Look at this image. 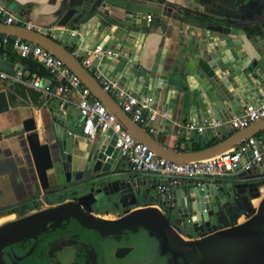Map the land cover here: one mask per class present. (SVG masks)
<instances>
[{"label": "water", "instance_id": "obj_1", "mask_svg": "<svg viewBox=\"0 0 264 264\" xmlns=\"http://www.w3.org/2000/svg\"><path fill=\"white\" fill-rule=\"evenodd\" d=\"M96 10H101L99 1L80 17L76 30L63 31V40L38 29L1 21L0 32L41 45L60 58L126 129L169 159L183 162L208 158L232 149L264 130L262 119L214 144L191 151L176 150L155 140L131 120L93 74L106 61L105 54L87 52L99 20L98 15L94 14ZM100 24L108 26L105 20H101ZM123 26L125 28L121 35L126 36L128 26L139 25L123 22ZM205 29L231 32L230 28L211 24H207ZM205 29H196L197 35L192 36L191 44L186 49L193 50L200 58L206 56L211 69L222 61L223 67L238 75L244 90L248 92L254 84L252 66L255 61L246 63L225 40L216 44L221 50L214 54L209 45L213 39ZM116 30L120 31V26H116ZM98 45L103 49L108 46L107 42L102 41ZM79 51L89 55L91 66L82 64L76 56ZM162 54L161 46L152 63L137 66L145 72V79L149 80L151 75L157 87L168 88L172 85L166 83L168 75L162 72ZM119 61L112 63L110 71ZM33 68L37 71L42 65L36 62ZM116 73L119 75L118 70ZM196 73L204 76L201 68ZM223 77L219 78L225 83ZM257 80L264 86V79ZM40 82L45 84L44 79ZM217 95L222 96L220 93ZM224 100L222 98L220 102ZM63 103L61 99L50 102L54 119L53 137L47 134V142H40L32 118L25 119L11 135L17 134L19 140L26 143L41 188L45 190L51 186L49 174L54 175L56 184L63 176L66 182H75L71 186L76 195L75 201H64L0 224V264H264V158L253 169L237 173L233 181L197 182L187 179L173 185L166 184L167 188L158 193L157 188L154 189L159 181L134 176L128 171L129 165L118 170L122 158L113 147L114 140L108 134H102L88 150L83 168L72 170L75 138L69 133L77 107ZM8 109L6 95L0 91V113ZM214 109L218 117L225 120L224 113L229 108L222 103L221 107L214 104ZM78 159L75 155L73 160L77 162ZM100 183L116 185L114 194L123 207L137 204L138 195L149 193L152 200L157 201L158 207L142 206L111 220L97 217L93 206L106 202L108 196L101 186H96ZM183 237L186 240H182ZM14 245H20L22 249L29 245L31 247L20 256H13L8 251L7 262L3 257L4 250L12 249Z\"/></svg>", "mask_w": 264, "mask_h": 264}, {"label": "crops", "instance_id": "obj_2", "mask_svg": "<svg viewBox=\"0 0 264 264\" xmlns=\"http://www.w3.org/2000/svg\"><path fill=\"white\" fill-rule=\"evenodd\" d=\"M97 1L100 2L101 10L94 12L99 20L95 24V35L93 34L87 52H93L95 46L102 41L107 42V48L117 51L118 55H106L102 68L94 70L93 74L102 75L98 79L99 83L107 78L139 97L150 98L157 110L153 122L156 131L150 133L155 140L181 151L194 150V146L211 140L219 141L233 132H226L225 128H215L200 133L194 128L189 129L187 124H200L205 119L221 120L215 113L214 104L221 107L223 103L229 108L223 117L228 119L232 114L239 113L247 102L256 98L264 99V86L257 80L264 79V0H0V6L35 25L48 28L49 31L46 32L52 37L63 40V31L76 30L80 17ZM101 20L108 22V26H102ZM123 22L139 26H128L129 32L124 36L121 35L125 28ZM207 24L230 28L231 32L228 34L225 31H209L205 29ZM116 26H120V31L116 30ZM198 28L205 29L207 35L213 39L209 45L212 46L214 54L221 50L216 44L225 40L246 63L255 61L252 66L254 84L248 92L244 90L238 75H233L223 67L222 61L211 69L206 56L200 58L193 50L186 49V46L191 44L192 36L197 35L195 31ZM119 37L121 41L124 39L122 44L121 41L118 42ZM233 42L239 44L235 45ZM161 46L162 72L168 75L166 83L172 85L168 88L157 87L151 75L149 80L145 79V72L137 66L152 63ZM70 50L74 51L73 48ZM79 52L76 56L81 62L88 59L89 55H85V51ZM118 59V65L110 71L113 68L112 63H116ZM36 62L38 61L33 58L18 55L8 46L0 48V72L8 75L21 72L24 80L44 79V83L50 86L52 92L47 98L42 95L43 102L36 105L32 94L40 91L39 89L33 88L25 81L18 82L10 77H0V91L5 93L9 104V109L0 113V224L13 220L7 218L9 212H12L16 219L41 210L46 204H53L46 201L48 189H56L53 196L51 195L52 200L56 201L54 203L75 201L76 195L71 187L75 182H66L63 176L60 177L59 184H56L54 175L49 174L51 186L45 190L41 188L26 143L21 142L17 134L11 135L25 119L32 118L40 142H47V134L53 137L54 119L49 107L50 102L61 99L64 103L68 102L76 107L79 99V93L75 89H59L62 78L52 75L43 66L36 71L33 68L36 67ZM199 68L204 72L203 77L196 73ZM221 76H224L225 83L220 81ZM222 98L225 99L224 102H220ZM78 115L77 110L70 123L69 134H77L74 137L72 170L83 168L88 150L102 135L98 133L92 139L82 135L83 119ZM262 132L263 130L255 135ZM75 155L79 158L77 162L73 160ZM125 166H128V163L122 158L118 170ZM128 171L130 172L129 166ZM132 174L142 179L158 181L153 174ZM235 177L236 174L230 173L213 182L233 181ZM182 180L187 179L170 182L169 185ZM96 186H101L108 195L105 206L97 203L93 206L97 217L116 219L118 214L125 213L127 209L158 207L157 201L152 200L151 193L138 195L137 204L123 207L114 194L116 185L100 183ZM182 240H186V237Z\"/></svg>", "mask_w": 264, "mask_h": 264}, {"label": "built area", "instance_id": "obj_3", "mask_svg": "<svg viewBox=\"0 0 264 264\" xmlns=\"http://www.w3.org/2000/svg\"><path fill=\"white\" fill-rule=\"evenodd\" d=\"M150 18V16H147ZM0 20L5 24H14L27 29H38L43 32L48 28L35 25L17 14L0 6ZM0 45L8 46L22 57H30L38 61L52 75L62 78L63 82L59 89L67 91L75 89L79 93L76 107L80 117L83 119L81 134L92 139L98 133L108 134L114 140L113 147L121 158L127 161L130 171L133 173L153 174L160 182L157 186L158 193L163 192L170 182L180 179H190L197 182L202 180H215L226 174H237L241 171L253 169L258 166L264 158V130L259 135H252L236 147L220 154L197 160L178 162L169 159L148 144L142 142L133 135L119 121L114 113L107 106L95 97L87 86L83 84L78 75L73 73L63 61L52 52L41 45H38L19 36L0 32ZM95 54L117 56L118 52L112 49H103L96 45L93 49ZM83 65H89L88 59L82 61ZM102 75L96 74L97 79ZM1 78L10 77L14 81H25L33 88L39 89L44 98L52 94L50 86L41 84L34 78L24 80L21 72L8 75L0 72ZM120 106L128 114L132 121L140 125L148 133L156 131L153 122L157 110L153 107L150 98L139 97L124 87L104 79L100 83ZM264 119V99L256 98L247 102L237 114H232L225 120H203L200 124L188 123L189 129H196L202 133L206 129L225 128L226 132H234L248 125ZM77 134H73L76 137Z\"/></svg>", "mask_w": 264, "mask_h": 264}, {"label": "trees", "instance_id": "obj_4", "mask_svg": "<svg viewBox=\"0 0 264 264\" xmlns=\"http://www.w3.org/2000/svg\"><path fill=\"white\" fill-rule=\"evenodd\" d=\"M2 47H4V46L3 45H0V48H2ZM32 97H33V100H34V102H35L36 105H41V103L43 102L42 92L41 91L35 92L34 94H32ZM216 142H217L216 140H211V141H209V142H207V143H205L203 145H196V146L193 147V149L194 150H196V149H202V148H204V147H206L208 145L214 144ZM57 188H60V187H57ZM55 191H56L55 188L54 189H48L47 196H46V201L48 203H54V202H56V201H53L52 200V197H51V195L53 196V194H54ZM57 201H61V200H57ZM7 218L8 219H14L15 216H14V214L12 212H9L7 214Z\"/></svg>", "mask_w": 264, "mask_h": 264}, {"label": "rangeland", "instance_id": "obj_5", "mask_svg": "<svg viewBox=\"0 0 264 264\" xmlns=\"http://www.w3.org/2000/svg\"><path fill=\"white\" fill-rule=\"evenodd\" d=\"M62 202H64V201H62ZM59 203H61V202L53 203V204H46V205L42 206L40 209L43 210V209L49 208V207H51V206H53V205H57V204H59ZM105 203H106V202H105ZM105 203H100V204H101V206H105V205H106ZM132 210H133V209H127L125 213L131 212ZM125 213H124V212H121V214H120V215L118 214V216H116V218H118V217L124 215ZM30 247H31V246L29 245V246H27L26 248L22 249V247H20V245H14V246L12 247V249H10V248H6V249L4 250V253H3L4 260H5V261L8 260V256H7V252H8V251H11V253L14 254L13 256H20V255H22L23 253H26V252L30 249ZM7 262H9V260H8Z\"/></svg>", "mask_w": 264, "mask_h": 264}, {"label": "bare ground", "instance_id": "obj_6", "mask_svg": "<svg viewBox=\"0 0 264 264\" xmlns=\"http://www.w3.org/2000/svg\"><path fill=\"white\" fill-rule=\"evenodd\" d=\"M101 218H103V219H108V218H106V217H101ZM108 220H111V219H108Z\"/></svg>", "mask_w": 264, "mask_h": 264}]
</instances>
